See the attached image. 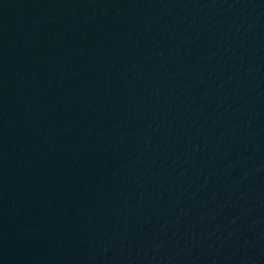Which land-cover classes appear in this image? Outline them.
<instances>
[{
	"label": "water",
	"instance_id": "water-1",
	"mask_svg": "<svg viewBox=\"0 0 264 264\" xmlns=\"http://www.w3.org/2000/svg\"><path fill=\"white\" fill-rule=\"evenodd\" d=\"M0 264H264V0H0Z\"/></svg>",
	"mask_w": 264,
	"mask_h": 264
}]
</instances>
